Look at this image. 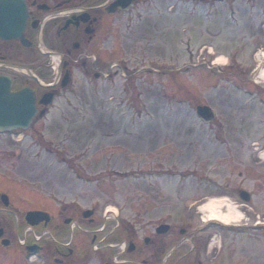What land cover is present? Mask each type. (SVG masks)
<instances>
[{"label":"rangeland","instance_id":"1","mask_svg":"<svg viewBox=\"0 0 264 264\" xmlns=\"http://www.w3.org/2000/svg\"><path fill=\"white\" fill-rule=\"evenodd\" d=\"M143 3L116 14L113 28L76 54L72 83L44 119L0 135V189L20 217L32 210L55 217L57 239L74 237L88 264L122 252L111 244L124 237L111 232L128 220L139 236L165 220L201 233L193 264H264V82L252 74L264 48V0ZM47 41L40 37L45 54L0 48L33 64L35 54L64 42L55 31ZM44 61L35 63L41 73ZM199 106L216 112L213 124L198 120ZM243 191L250 203L239 199ZM210 200L238 207L240 226L208 221L199 209ZM64 211L88 232L100 228L95 244L96 233L73 234L58 222ZM86 211L94 215L85 219ZM0 264L55 263L27 260L17 243L0 249Z\"/></svg>","mask_w":264,"mask_h":264},{"label":"flooded vegetation","instance_id":"2","mask_svg":"<svg viewBox=\"0 0 264 264\" xmlns=\"http://www.w3.org/2000/svg\"><path fill=\"white\" fill-rule=\"evenodd\" d=\"M25 1L29 6V19L24 37L32 43V46L27 50L45 54L46 52H44L41 47L40 37L47 43L48 36L54 33V31L58 39L61 38L64 42L60 49L53 48L50 52H47V56H41L38 60L35 54L36 57H34L36 59L34 60L35 62L32 61L33 64L14 61L12 52L9 49L3 51V46H1L0 77H7L10 79L11 93H17L23 89H30L34 94L37 108L35 119H44L49 113V107H45L41 104L43 97L53 94L56 99L60 94L63 79L66 75H69L70 84L72 83L71 80L74 75V70L78 65L76 64V54L82 52L81 49H84V46L87 48L89 44L98 39L102 29H112L115 15L122 12H109L111 5L117 0ZM207 1L222 3L226 1L237 2L240 0ZM137 2L146 5V3H143L145 0H134L131 8L134 4H137ZM13 44L18 45V47L22 46L20 42ZM54 54L58 55L59 58H53ZM53 59L57 60L58 65H56ZM39 60H45L43 67L46 68L47 73H41V68L36 67L35 63L39 62ZM94 61H99L97 55H95ZM84 66H87L86 62H84ZM25 68L27 71H24ZM102 74V72H96L95 76H99L100 78ZM43 86L46 90L41 89ZM42 112H45V114L41 115ZM3 195L4 193L0 189V232L3 234L0 238V249L10 250L17 243L20 245L21 239H19V235L21 223L24 226L22 234L25 228H27V225L25 222V215L20 217L17 208L11 204L5 207L2 199ZM93 215L94 212H92V216ZM63 217L66 219L64 220ZM58 219V222H62L64 227L69 228L73 234L77 229H80L83 234L87 233L88 235H93L96 233L93 240L95 244V240H97L100 234L99 227L92 232H88L81 227L82 225L80 223L70 218V215L65 211L59 214ZM55 223H57V221L55 217L51 215L50 223L47 225L43 224L38 228V230L47 232L35 243L40 250L38 255L41 256L46 263L88 264L89 255L77 249L78 242H75L74 237L68 240L65 236V232V234L60 235L59 239L62 241L57 239V234H59V232L52 229L56 225ZM162 223L163 224L160 226L168 227L166 234H160L158 232V228L160 227L158 225L152 233L143 236L138 235V231L131 220L125 221V226H117L111 234L116 235L117 233H121L124 239L120 240L119 243L111 244V246L121 250L122 245H125V250L111 258L109 264H193L191 263L192 260L189 255L196 252L198 246L197 241L201 243V239L199 238L201 233L183 228L180 229L173 222H168V220L162 221ZM73 224H76V226L71 230ZM92 224L96 226L95 221L92 222ZM57 226L59 227V224H57ZM4 241L8 242L9 246L4 247ZM186 245L190 246V252L181 255L180 251L182 247ZM122 254H124V258L123 260H119ZM196 261L195 264H208L202 262V260Z\"/></svg>","mask_w":264,"mask_h":264},{"label":"water","instance_id":"3","mask_svg":"<svg viewBox=\"0 0 264 264\" xmlns=\"http://www.w3.org/2000/svg\"><path fill=\"white\" fill-rule=\"evenodd\" d=\"M134 0H119L110 8V12L118 9L126 10ZM202 1V0H201ZM28 18V7L24 0H0V39L3 41L20 40L25 47H29L23 33ZM68 83L65 78L63 87ZM9 86L6 79H0V132L13 129H27L31 125L35 115L34 98L29 90H24L16 95L9 93ZM197 117L205 124H212L216 119V113L208 107H198ZM7 205V197H3ZM243 202H250L251 196L246 192L240 193ZM92 215L88 212L84 215L88 218ZM26 221L31 226H37L42 222H49L48 215L42 212H30ZM2 233L0 232V237ZM5 246L8 242H3ZM30 253L37 251L36 247L28 248Z\"/></svg>","mask_w":264,"mask_h":264},{"label":"bare ground","instance_id":"4","mask_svg":"<svg viewBox=\"0 0 264 264\" xmlns=\"http://www.w3.org/2000/svg\"><path fill=\"white\" fill-rule=\"evenodd\" d=\"M262 58L264 59V55ZM258 80L264 82V67L258 76ZM107 212L108 214H116L115 210ZM199 212L202 214L207 213L209 216L208 221L218 222L227 227L240 226L244 218V215L240 212L238 207L216 200H210L199 209Z\"/></svg>","mask_w":264,"mask_h":264}]
</instances>
